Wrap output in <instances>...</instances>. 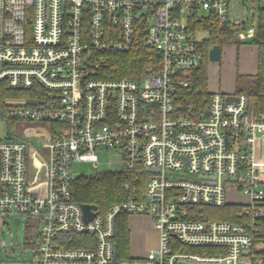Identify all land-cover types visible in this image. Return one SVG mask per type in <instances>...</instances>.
Segmentation results:
<instances>
[{
  "label": "built area",
  "instance_id": "2783aa9c",
  "mask_svg": "<svg viewBox=\"0 0 264 264\" xmlns=\"http://www.w3.org/2000/svg\"><path fill=\"white\" fill-rule=\"evenodd\" d=\"M257 1L0 0V80L16 92L0 99V223L34 218L23 241L30 264L251 263L264 203V112L244 92H212L198 107L180 99L198 91L192 72L204 54L191 19H226L244 42L256 32ZM146 50L136 76H110V55ZM14 122L42 126L12 134ZM101 147L121 156L128 178L121 200L85 219L72 165L96 163ZM35 157L44 171L30 181ZM235 192L245 201H230ZM227 203L241 205V221L205 213ZM121 213L152 219L158 245L121 255Z\"/></svg>",
  "mask_w": 264,
  "mask_h": 264
},
{
  "label": "trees",
  "instance_id": "16d2710c",
  "mask_svg": "<svg viewBox=\"0 0 264 264\" xmlns=\"http://www.w3.org/2000/svg\"><path fill=\"white\" fill-rule=\"evenodd\" d=\"M194 27L206 29L207 37L203 40L204 48L203 60L201 65L192 72L193 86L198 91L184 93L181 95L183 107H198L205 105L210 96L207 89V52L209 46L218 44L222 47L224 44L234 42V30L231 27L221 28L219 20L210 15L207 18L194 17L192 19ZM256 46L257 52V71L246 87V93L250 100L259 109H264V4L257 8V27L254 37L249 40ZM144 53L148 55L149 50L145 52L133 51L128 53H115L109 56V73L113 77L136 76L146 62ZM243 90V89H241ZM14 90L7 86V83L0 80V99L14 95ZM128 178L124 171L112 172L106 171L98 174L79 175L72 183L73 199L80 203L92 204L100 210L106 209L111 202L123 198L122 183ZM262 214L256 219L254 227V239L252 244V254L250 264H264V246L256 245L264 242V203ZM212 211L214 218L241 221V205L236 203H227L219 207H208ZM116 235L118 250L121 255H127L130 245V228L128 225V215L121 213L116 218ZM26 246L28 242L24 243ZM182 251L188 252H214L213 248H204L200 246H182Z\"/></svg>",
  "mask_w": 264,
  "mask_h": 264
},
{
  "label": "rangeland",
  "instance_id": "374dc122",
  "mask_svg": "<svg viewBox=\"0 0 264 264\" xmlns=\"http://www.w3.org/2000/svg\"><path fill=\"white\" fill-rule=\"evenodd\" d=\"M257 0H254V5H257ZM249 4L252 3L249 1ZM202 36H205L206 33H201ZM237 42L232 44H226L221 47V57L218 61H210L208 60V68L214 66V73H218L219 76L225 77L228 72H232V74L241 73L240 65L244 58H252L253 54L250 51V48L242 47L243 45H247L251 47L250 41ZM209 68V69H210ZM231 70V71H230ZM246 77H248V73H246ZM249 78V77H248ZM214 92H221L219 90ZM15 94V93H14ZM10 132L12 134H33L32 132H36L41 124L35 122H14L10 123ZM0 130L1 132H6V123L0 121ZM98 161L96 163L91 161H79L74 162L72 165V173L77 175H91L98 174L106 171L119 172L122 170L123 164L121 156L110 149H106L104 147L98 148L96 150ZM29 180L31 181L34 178L40 177L43 174V165L40 163L39 158H31L29 159ZM236 193V194H235ZM230 193L228 199L230 201L243 202L245 201V197L241 195L239 192ZM205 208V213L210 216V218H214L212 216V211ZM141 217V223L139 219H135L133 216H130L129 225L131 226V239L133 241V245L131 243L130 254L137 255L139 251L147 252L149 249L154 248L158 245V231L154 227L153 220L146 216H137ZM6 220V222L0 223V245L1 241H5L7 243L6 250L4 251L0 248V264H30L29 263V249L24 244V238L28 237L35 231V220L33 217H22V221L20 223L14 222L13 215H6L1 217ZM133 229V232H132ZM257 247H263L264 242L256 245ZM136 248L140 249L136 251ZM12 253L15 258H6L5 254ZM191 264H213V263H200V262H191ZM223 264V263H217ZM240 264H244L240 262Z\"/></svg>",
  "mask_w": 264,
  "mask_h": 264
},
{
  "label": "crops",
  "instance_id": "0c3cea01",
  "mask_svg": "<svg viewBox=\"0 0 264 264\" xmlns=\"http://www.w3.org/2000/svg\"><path fill=\"white\" fill-rule=\"evenodd\" d=\"M192 19H191V27L195 30L197 36L200 37L203 41L207 37L208 31L206 29H203V28L194 27ZM203 32L206 33L205 36L201 35V33H203ZM249 40H246V41H249ZM237 42H239V41H237L234 37L233 43H237ZM243 43H247V42L244 41ZM224 45H226V44H224ZM242 47H245L248 49L250 48V51L253 54V57L248 58V59H246V58L243 59L241 65H240V68H241L240 72L241 73L236 72V74L233 75L232 72L231 73L228 72V74L225 77H221V76H219L218 73H214V66H213V69H212V67L211 68L209 67L210 68L209 69L208 64H206V67H207V89L210 91V93L217 91V90L221 91L222 93H226V94L244 92V87H246L248 82L252 78H254V75L257 71L256 46L251 43V47L247 46V45H243ZM220 57H221V55H220ZM207 59L209 60L208 52H207ZM207 63H208V61H207ZM246 73H248V75L250 74L248 76L249 78L246 77L247 76ZM241 89H243V90H241ZM251 103H252V108H253L255 114L264 112V109L262 110V109L257 108L256 105H254L252 101H251ZM131 216H133L135 219H139L140 221H138V222L141 223V221H142L141 217H137L134 215H131ZM129 219H130V216L128 215V225H129ZM129 228H130V232H131V226L130 225H129ZM132 232H133V229H132ZM132 235H133V233H130V245L128 248L127 255H125V256H141V255L145 254L144 252L139 251L140 249H138V248H136V251H139V253L137 255L130 254L131 243H132V245L134 244L132 239H131ZM3 250L5 251L6 249H3ZM9 254L12 255L11 252Z\"/></svg>",
  "mask_w": 264,
  "mask_h": 264
},
{
  "label": "water",
  "instance_id": "95a60500",
  "mask_svg": "<svg viewBox=\"0 0 264 264\" xmlns=\"http://www.w3.org/2000/svg\"><path fill=\"white\" fill-rule=\"evenodd\" d=\"M225 26H226V19H223L221 21L220 27L221 28H225ZM220 55H221V47L218 44H212L209 47V49H208V58H209V60H211V61H217V60L220 59ZM227 98L228 99H232V98H234V96L228 94ZM81 205L83 207L85 219H89V218H91L95 214V211L94 210L96 209V207L94 205H92V204H86V203H82ZM4 222H6V220L3 221V223ZM14 222L15 223H19L18 217L14 218ZM6 245H7V243L5 241H1L0 248L5 249L6 248ZM115 247H116V245H115ZM244 252L245 253H248L249 250L247 249ZM114 255H115V257L117 256V250L116 249H115ZM5 257L6 258H11V259L15 258L14 255H11L9 253L5 254Z\"/></svg>",
  "mask_w": 264,
  "mask_h": 264
}]
</instances>
